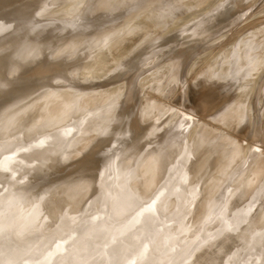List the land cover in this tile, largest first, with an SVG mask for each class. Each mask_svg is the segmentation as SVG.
Instances as JSON below:
<instances>
[{"label": "rangeland", "instance_id": "rangeland-1", "mask_svg": "<svg viewBox=\"0 0 264 264\" xmlns=\"http://www.w3.org/2000/svg\"><path fill=\"white\" fill-rule=\"evenodd\" d=\"M61 1L63 2L64 0H61ZM61 1L52 0V2L57 3L55 5L56 6L55 8L58 11L57 13V11L54 9L55 11L54 13L55 15L53 16L54 18L53 17L51 19L45 18L46 20H44V23L40 21L38 23L35 22L37 24L33 27L27 26L26 25L27 23L25 22L24 24L15 26L14 29L12 28L13 26L10 24L8 20L4 24H9L10 27L8 28V30H6V32L4 31L0 33V40H4L10 33L13 34L15 31L19 30L17 33H14L10 39L8 40L6 39L3 41V44L5 43L14 44V46L10 50H8V52H5L3 50L2 43L0 44V52H4V55L0 53V67L3 65V69H4L5 57L8 58L10 54H12V57H15L17 60V64H14V63L11 64L10 68L5 69L3 75L0 74V108H1L0 109V130L2 131V132L0 131L1 135L3 134V131H5L2 129L4 128L7 129L6 130L7 132L5 131L2 138L0 137V141H2L0 142V196L1 194L4 193L2 192V190H4L5 192L7 191L10 192V190L14 191V193L16 192L15 195L12 193H6L4 196L0 197V202H3L0 204V224H2V222L6 220H10L11 218H13L16 226L21 225L23 222H26L27 218H30L31 216L35 214V212L37 211V208H39L43 203L46 202L45 199L48 196V194L64 186L62 187L60 193L56 194V198L52 202V204L53 203L54 204L53 205L51 204L53 208H56L57 210H61L60 214L59 215H49V217L51 218V223L47 224V227H46L47 229L45 228L43 230L42 228L41 223L43 219L45 218V217H42V218H39L34 224L33 231L26 237L16 240V243H14L12 247H8V243H7L8 241L6 238L0 237V264H14V263L24 264L25 263L24 260L27 257L25 256L23 258H20V257L16 258L17 254L19 253L18 251L22 247H25L26 245L31 244L37 239L40 240V243L32 247L31 259L28 261L27 264H141V263L142 264H250V263L251 264H264V95H263L264 93V73L262 72L264 70L263 68L264 67V63H263L264 47L258 50L259 52L257 51L256 53L254 51L252 53L250 49L247 50L249 52L245 51V46L248 45L247 47H249L251 46V42L254 43L253 39L255 40L256 38L255 43L257 42V38H259L258 39V42H259V40L261 39L260 37H262L260 42L264 41V35H263L264 34V28H263L264 27V0H247V1L239 0L236 4V9L233 10L232 14L230 15V17H228L224 25H222L220 28H217V29H214V28L216 27V25H218L219 20H222L223 18H225L224 13H225L226 8L229 5L232 6L236 0H208V1L206 0L207 2L203 6H199L200 8L199 7L196 8V6L193 4L195 2H198V0H185L186 4L181 6V8H179V11L174 21L170 23L169 22L166 23L165 26H163L162 18L166 17V15L165 13H162L160 11L161 9L160 3H159L160 0H156V1L155 0H145L144 4L146 5L140 8L134 14H133V9L134 7H136L137 4L136 3L126 4L127 0H121V1L119 0L121 3L123 2L122 3L123 5H124V1H126L125 5L124 6L121 5V7L119 6V4L121 3L118 0H113L116 3L118 2V4H116V7L118 5L119 8L117 7L116 9L114 7L115 9H109V10L100 9L101 5L97 4L98 5L97 6L95 4L99 2L98 0L96 2L92 0V4L90 3L91 5L89 4L90 5L89 7L87 5V1L86 3H84V0L81 1L83 2L82 5L84 4L83 6L80 5L81 4L80 0H75L73 4H72L73 1H68L66 3L64 2L62 3ZM68 3H70L69 5L71 6L73 5L74 8L76 9H74L73 7H69ZM93 3H94V6H93ZM43 4H48V1L41 0L39 2V5H43ZM36 5H38V2L33 3L31 7L36 6ZM76 6L78 7V9L80 8L79 10H81L82 8L83 9L81 11L78 10L79 11L78 12ZM95 6H97L98 9ZM187 6H188V9H187ZM64 7L65 8L68 7V9H65ZM92 7L94 10L97 9V11H95L96 13L93 12ZM12 8L13 6H9L7 8H1L0 17H3V18L6 17L7 14L12 11ZM66 10L68 13H66ZM88 10H89V13H87ZM90 11L93 12V14L91 13L90 15ZM74 12H75V15L77 16L74 15ZM87 14L88 16H86ZM72 15H74V17ZM83 15L85 16L84 21L82 20V17H84ZM99 15H103L104 17L99 19L98 17H101ZM143 15H144V19H142ZM92 17L93 18L95 17V18L93 19ZM96 17L99 19V21H97ZM140 17L142 18L140 19ZM32 18L33 17L31 18L29 17V20H31ZM69 18H71L70 20H72V18H77V20L75 21L78 22L81 20L80 22L81 24L78 23L79 26L76 24L75 28L76 27L77 28L74 29L72 25L70 24H68L69 26L67 25ZM91 18L94 20L92 23L90 22V20H92ZM56 19L57 20L59 19V20L57 21ZM104 20H106V22ZM140 20H143V21H140ZM146 21H147V24H146ZM203 21L205 22L202 23ZM180 23H181V28H184V30L180 31L179 34H177V37H178L177 42L170 43L169 45H166V47H164L165 46L164 44H160L159 46L151 49L145 54H141V53L138 54V52H140L141 50L152 46L155 42L156 36L157 38H159L163 36V34L166 35L167 33H168L167 34L168 36L166 35L167 38L173 36L174 35L173 32L171 33V30H173L172 27H174L175 29L176 25ZM63 24H66V25H63ZM136 24H138V26H135ZM101 26H103V28ZM138 27L139 29H136ZM149 28L151 31L149 30ZM163 30L164 32H162ZM186 30H190V31L188 33L181 35L182 32ZM254 30L257 32L259 31V32L256 33ZM83 31L85 33L87 32V34L93 35L92 36L93 38L94 37L102 38L104 41L102 48L101 46H98L97 49L87 48L85 50L83 48L82 50L79 47L80 46L79 43H81V41L83 40L82 35L85 34ZM129 33H131V35ZM133 33L135 34L137 33V35L135 36V34L133 35ZM231 33L232 35H230ZM247 35H248V38H247ZM33 36L37 38H34ZM175 38L176 37L174 35V37L171 40ZM78 40H80V42H77ZM217 40L219 42H215ZM74 41L76 44H73L71 47H69L70 44L74 43ZM168 41H170V39ZM243 41L244 43H241ZM36 43L38 44L35 45ZM47 44L48 46H45ZM26 46L27 48H25ZM65 46L68 48L65 49ZM77 46L79 49H77ZM232 46H236V49L239 48V51L243 50L241 51L243 54L239 52L236 56V51L238 52V49L236 50L234 47H233L234 49H232ZM37 47H40L38 48L40 51L37 50ZM60 47L63 49H60ZM41 48L44 49V51ZM69 48L72 51V53L69 50ZM163 48L165 52L172 50L174 54L172 53V56H169L168 58H164L163 60L162 59L159 60L158 58L163 53V51H161L163 50ZM24 49L27 50V55H29L30 57L27 56L26 53H24L26 52L24 51ZM99 49H100V52H98ZM110 49L112 52H110ZM34 50L35 52H33ZM45 50H47L48 52H45ZM19 51L21 52V55L19 54L20 53ZM66 51L67 53H70V54L69 55L67 53L65 54L64 52ZM122 51L125 53H123ZM225 52H226V56L223 55ZM54 54L58 55V56L55 55V57H57L58 60L55 59ZM175 54L179 56H183V59H184L183 68L180 73L181 74L180 82L177 79L178 78L177 77L178 75L177 65L175 66L173 65L171 66L172 68L168 70L169 73L167 72V74L165 75L166 77L164 76V78L162 77L158 78V80H155V81H154V78H151L152 80L149 79L143 83L144 85L142 86V89L146 88V90H142L143 91L142 97L140 96V98H141V101L143 99L144 104H147L145 105V108L148 106V108L146 109L148 110V112H151V113H149L150 115L148 114V116H146L145 114V116L142 117L143 118L142 121H144V119L147 120L148 118V121L146 120L144 121V123L146 124L145 125L146 127L144 128L142 136L148 137V138L150 137L148 140H151V138L155 136L153 134L157 132V135H158L157 140L156 138H153L151 141L152 144L148 146V147H152V146L155 147L156 145H158V141H160V139L162 138L165 139L167 135L169 136L172 133H176L175 135L176 137L182 131V129H184L185 133L183 137H185V134H186V137L181 140V143H182L181 148L185 147L186 145V149L183 148V150L184 152L186 150V153L189 158L188 160L191 159L192 163L196 165H193L192 168H188L186 171V174L183 173L182 176H179L180 179L179 177L174 179L175 180L174 181L175 185L173 184L174 189L172 187L171 190L165 191L164 187L167 186V184H165L161 187L160 192H157L156 190L155 194H153L152 199H151L150 198L151 196L148 190L154 188V186L159 181L157 180L155 183L150 184L147 180L146 175L143 174L144 172H142V170L144 171V169L145 170L148 169V163L150 162V160H152L151 159L152 157L145 160L146 162H144L145 164L143 163L144 165L137 162V167L135 168V172L132 171L128 173V169L125 171H121L120 163L118 162L119 164L116 163L113 166H111V168L109 166H104V167L102 166L101 168L103 170L99 173V170L101 168H99V170L97 171L95 168L98 166V164L100 165L101 160L104 157H107L108 155H110L114 149L112 150L104 149V151H101V149H96V148H99L98 144L102 140H104V136H102V134L104 133L106 134L108 133V131L112 129L113 124L111 125V123H108V122H110L112 119L116 117L118 110H120V108L121 110H123V108L131 109L139 102V97L137 98L136 96L137 94H132V95L130 94V89L133 90L132 89L133 86L131 87V85L134 84L136 78L139 77L138 82L140 84L141 82L144 81L148 73L150 74L162 67L167 66L168 64H171L175 60L173 56ZM209 54L210 55L212 54L211 56L213 57L211 58ZM247 54L248 55L250 54L249 56L251 57V59L253 58V56L255 57L254 59H256V55H258V57L260 56L258 60L259 62L257 61L256 65L252 66V68L250 67L248 71L249 74L246 77V79L249 78L248 81H246V79L244 80V78L242 77V72H243L242 66L243 65L242 66L238 65L243 58H248L250 60V57L249 56L247 57ZM259 54H262V55H259ZM61 55H64V56H61ZM65 55H67L69 58ZM204 55H206L207 57L206 58L207 61L205 60V62L203 61V59L205 58ZM26 56L28 57V59ZM37 56H39L40 58H38ZM48 56L49 58H47ZM73 56L74 57L76 56V57L73 59ZM230 56H232L231 58H233V59L230 58L231 62L234 60L232 62L233 64L235 63L234 66L230 62V59H229ZM233 56H235L236 60L234 59ZM58 57H61V58H58ZM221 57L223 58V60L221 59ZM41 58H45L48 62L57 63L58 73L61 72V74L51 75L47 77L46 79L49 80L47 82H46V79L39 82L38 74H32L31 76H28V73L30 72L29 71L30 69L28 67L32 64L35 65V63H37L40 60H43ZM51 58H53V60H50ZM23 59H27V60L24 61ZM219 59H221L220 60L221 62L219 61L220 65L218 64ZM145 60L148 62H145ZM153 60L154 62H151ZM213 61H214V64H212ZM222 61L223 62L225 61V63H223ZM227 61L230 62V63L228 62L229 67L226 64ZM236 62H237V66H236ZM141 63L143 64L142 66H141ZM147 63L149 65H147ZM126 64L131 65V66L123 74L121 73L111 74L113 72H116L121 66L123 65L126 66ZM207 64L208 65L211 64L212 66L210 65L207 67ZM260 64L263 66H260ZM221 65H223L224 68L221 67ZM198 66L201 70L197 69ZM190 67H191V70H190ZM215 67H218V68H215ZM225 67L227 70H223L225 69ZM239 67L241 70L239 69ZM114 68L116 69L114 70ZM193 68L194 70L196 69L198 71L196 70L194 71ZM203 69L206 71V73L210 69L211 70L207 74H204L205 71H203ZM80 71L82 72L80 73ZM175 71H176V74H175ZM189 71L191 72L190 73L191 75L188 73ZM211 71H214V73L212 72L211 74ZM195 72L196 74L197 72L199 73L197 74L198 76L195 74ZM218 72L220 73L218 92L212 93L209 95V91L211 88L210 85L214 84L215 82L214 80L216 77L215 74H217ZM230 72L231 74L235 72L233 80H235V83H237V85L234 88L231 84H227L226 82L227 79L224 78V77H231ZM225 73L227 76H225ZM77 74H78V77L80 76L79 78L81 79V81L79 82L75 78L77 77ZM107 75L108 77H106ZM209 75L212 77H209ZM53 76L55 79L54 78L52 79ZM193 76H195L196 82ZM68 77L71 78L70 82H73L74 84L78 82L76 86H70V87L68 86L70 85V83L67 82ZM96 77L98 80L96 79ZM174 77L175 78L177 77V78L174 79ZM189 78L191 80L190 81L191 87L189 86L190 84ZM50 79H52L53 81H50ZM168 79L176 80V82L173 80L176 85L173 86L174 82L169 81ZM200 79H202V81ZM223 79L225 80L223 81ZM125 80H127L129 84L126 86L124 90L121 91V94L120 93L118 94L122 96H118V95L110 96L109 94L108 96L107 94H102L101 92H98V95L100 93V95L98 96L97 93L94 92V90H101V89L105 90V89L111 88L117 84H120L121 82ZM220 80L223 84H221ZM166 81L172 82V83L168 82V84H170L168 85L169 87L165 85L167 84ZM52 82L55 84H53ZM153 82L154 84H152ZM244 82L247 85H244ZM197 83H199L198 86H197ZM99 84H101V86ZM148 85L154 88L152 89ZM240 85H241V88H240ZM78 86L82 88L81 91L79 90ZM147 86L148 88H151L152 90L148 89ZM176 86L177 87L179 86L178 89ZM174 87H176V90H175L176 93L173 92L175 89ZM169 88H170V91L168 92L169 93L168 94L166 93V90L168 91ZM194 88L197 89L198 91H201L200 92L201 95H199L200 93L195 92V94L192 97L193 93L191 92L194 91ZM147 89L148 91L149 90L150 91L148 92ZM91 91L94 93H92ZM151 91L152 92L154 91L155 93L154 92L152 93ZM161 91L163 92L161 93ZM236 92H238L239 94ZM134 93H136V91H134ZM158 93H161V95ZM180 93L185 94L186 96L188 95V97L191 96L193 100L195 99L196 95H199V96H196L197 97L196 100L197 99L198 100L197 101L194 100L196 103L194 101L193 102L196 104V107L199 108L196 114H199V112H202L200 117L195 121V123L189 122V121L187 122L185 121V119L182 120V118L179 117V115H176V113L179 112L178 106L176 105L177 107L175 106V109H173V112L170 115V119H169L170 122L171 120L172 121L175 120L173 124L171 123V125L169 124L166 126L162 125L168 122L167 120L168 117L164 119L162 122H160L159 125L156 124L154 120L161 117V113L164 116L168 110L170 111L173 103H175V101H177V99L180 97L179 95ZM241 93L242 95H240ZM27 94H30V95L28 96ZM32 94H33V97H32ZM94 94L97 96L95 97ZM170 94H172L173 96ZM89 95H91L90 97H93L94 99L90 98ZM157 95H159V97ZM5 96H9V99H12V100L16 99L15 101H13L14 102L13 107H10L11 103L8 105L4 104L5 106L2 105ZM25 96H27L28 98ZM84 96L86 97V99ZM150 96L156 97V98H154L153 100V98L151 99ZM165 96H167L166 97L167 99H169L168 96L171 97L169 99L170 100L169 103H167L168 100L165 98ZM87 97L91 101L92 100L93 102L95 101L94 104L93 102L88 100ZM106 97H110L111 101H110V98H106ZM115 97H116V100L114 99ZM160 97L161 99H164V100L166 99L167 101L164 102V100L159 99ZM54 98H55V101L56 99L58 101V104L55 105L57 107L54 106V104L57 102L53 101L52 103L51 101L52 99L54 100ZM82 98L84 99L79 100ZM117 98L119 99L120 102L117 100ZM145 98L147 101L144 100ZM172 98H175V99H172ZM240 98L241 99L243 98V100H240ZM67 99L71 101L73 100L74 103L78 101L80 102L82 101L81 103L79 102V104H81L80 106L77 105L78 103H75L77 105L75 109L77 108L79 111H77V109L76 110L74 109V106H73L74 104H72L73 101L69 102L68 100L67 102L69 104L67 103L68 104L67 107L65 106L67 104H64L63 106H61L62 104L61 105L59 104V103H62L63 101H64L63 103H65V100ZM112 99L115 102L117 101L116 103L117 105L116 104L112 105L114 103V101L112 102ZM59 100H62V102L61 101L59 102ZM87 100L89 101L88 103H87ZM37 101L39 103H36ZM104 101L105 103L106 102H108L109 104L111 103L110 104L111 106H116V107L110 108L109 104L107 105L103 103ZM157 101H158V104H160V107L158 106ZM152 102H155L156 104ZM32 103L34 104L31 106ZM49 103H51L52 106L50 105L51 110L47 111V109L49 110ZM234 103L237 106H235ZM44 104H47L48 107L45 106ZM164 104L165 105L167 104L168 106L166 105L167 107H165ZM225 104L228 106L226 107ZM70 105L74 110L70 107ZM105 105L107 106V108L108 107L110 108V109L108 108L109 111H107L108 109L106 108ZM82 106H84V108ZM204 106H205V109L203 108ZM232 106L234 109L236 108L240 109L242 107V109H240L242 112L241 111L240 112L241 113L244 112V113L242 114V117H241V120H242L241 123L242 124L245 123V124L239 125L241 129L240 131L236 132L235 136H233V138L236 139L232 141L234 143L232 142L229 143L227 145L228 147L226 148V150L223 149L222 151V148H221L222 139L220 136L221 133L219 132L220 134L219 136H217L216 135L217 133L216 132L213 133L214 130H211L210 128L209 130H205V129L203 130V126L207 122V121H204L205 120L204 118L208 120L211 117L210 120L208 121H213L215 119L214 117L215 113H218L219 111L220 113L219 117H220L221 113L223 115L228 109L229 110L230 108L233 109ZM42 107H45V108H42ZM98 107L100 110L98 109ZM154 107H155V110H154ZM32 108H35L34 111L32 110ZM65 108L66 109L68 108V110L70 109L69 112L71 116H69V112ZM41 109H43L42 111H44L45 109V111L47 112V113L45 112L46 116L43 114L44 112H42V115L44 116V119H43L44 122H42V124L47 125V123L49 124L50 122H53V120L54 121L56 120L54 124L52 123L53 125H55L56 123L58 124L53 126L50 123L49 124L50 126L48 125L49 127L45 126L46 128H44V125L41 124V120L43 116H39L40 118H38V115H39L38 111H41ZM82 109H85V110H82ZM104 109H105V112L107 111L109 113L107 114L106 112L108 116L112 115L110 116L112 118L109 117L110 119L108 120L107 119L108 116L105 114V116H107V118L106 117L105 118L108 121L107 120L103 121V116L101 114H104ZM246 109L249 114L247 113L246 115H244L247 112ZM29 110H31L32 114L34 115L29 114L31 113ZM59 110L61 113H64V112L65 113L61 114ZM191 110L193 111V106L187 109V103H186L185 105L182 106L181 116L183 117L186 114L187 115L190 114V112H192ZM56 111L57 113H59V114L54 113V115L56 114L57 118L54 117L53 115V112H56ZM75 111L78 114L75 113ZM86 111H90V112L88 113ZM72 112L74 113L72 114ZM79 112L80 113L82 112L81 114L82 116L80 117L81 118L80 120H79V116H80ZM92 112H95V114L93 115ZM86 113L88 116L86 115ZM15 114L16 116H14ZM137 114L138 112L133 113L132 115H130L129 118L125 120V122H127L129 125L128 128L130 129L132 128L131 129L132 135L134 134L136 130L134 127L135 125H137V122H136L137 117H138ZM177 114H180V113H177ZM12 115H13V118H12ZM48 115L52 117V118L50 117L51 121L50 119H48L49 118ZM60 115L61 116L64 115V116L61 117ZM76 115H78V117ZM65 116L66 117L69 116V117L67 119L63 118ZM75 116L78 118L79 121H77V118ZM24 118L27 119V123L29 122L31 124L33 123L35 127L33 125L31 126V124L25 123L24 121L26 120ZM35 118H38V119H35ZM69 118H71V120ZM47 119L49 120V122ZM97 119H98V122H95L94 120L97 121ZM35 120L36 121L38 120L39 122L37 121L38 123H36ZM58 120L62 121V122L60 121L61 124L58 122ZM66 120H69V122ZM102 121L104 125H106L105 127L104 125L102 127V125L99 124ZM200 121H203V123ZM229 121H230V118H229ZM92 122H95L94 125L91 124ZM3 123L7 124V126L4 125ZM34 123H36V125ZM38 124L41 126V128H38L40 127L38 126ZM25 125L29 126L28 128L32 127L34 130L31 128L30 130L32 131H29L27 126L25 128ZM77 125H81L82 128L85 127V131L78 138L74 149H72L70 156L68 157L69 160L64 162L61 166H59L57 170L52 169L50 162L48 161V159H45V158L51 157L50 155L53 156L55 153H57V151H59V149L63 147L62 144L64 145L66 141V139H64L66 138V136L63 134L68 129L70 128L72 129ZM107 125H108V128H107ZM234 125L235 124H233V126ZM1 126H4V128H1ZM99 126L101 129L99 128ZM102 128L103 130H105V132L102 131ZM176 128L177 130H175ZM16 129H17L16 131L17 133L15 132L16 134L10 133L11 131L12 132L15 131ZM194 131L195 132L198 131L201 135H199L198 132H197L198 134L195 133ZM202 131L206 132V133L203 132V134H205L206 136L205 135L203 136ZM101 132L102 134L99 135ZM196 135H199V139H198L199 142L200 140H202L206 142V143L204 142L205 144H207L205 145V147H201L202 148L201 151H205V149L207 150L208 146H210L209 148L218 147V150H219L218 162L222 161L219 163H223V165L224 164L226 165L222 166L221 164V166H219L220 164H218L217 167H214V169L216 170L214 171L213 167H211L208 164L207 167L201 170V172L200 171L198 172L199 166L197 164L199 162H201L205 158V159H208L209 162L211 163L213 162L214 159L217 158V156L211 155L213 156L212 158L211 156H208L206 158L203 155L204 157L203 158L201 155L202 152L200 154L199 153L194 154L195 156H193L192 150H194L196 148L195 146H197L196 142H197L198 136ZM216 136L218 137L219 141H217ZM99 137H103V138H99ZM258 140H260V143L257 144ZM89 142L91 143V145L89 144ZM102 142H105V141H102ZM102 142L100 144H102ZM210 144H212V146ZM219 145H221V147ZM88 146L89 148H87ZM33 147L38 148L39 152L43 153L45 158H40V159L37 158L36 160H33V161L31 160L30 164L34 165V166H31L28 164V162H26L28 160L25 159L26 157L25 151ZM15 148H18V149H15ZM89 149H92V151L89 152V154L86 156L83 153H80L81 151L85 153L86 150H89ZM229 149L235 151L233 153V157L229 155L228 153ZM15 150H18L19 152L15 154L14 153ZM102 150H103V147H102ZM123 154L124 153L120 155H123ZM120 155L116 157L114 156L111 162L113 160H116L117 158H120L121 157ZM162 156H163L162 162H167V160L173 157V154H172V151L171 152L169 151V153L168 152L163 153ZM192 156L195 159H193ZM229 156L231 157V159ZM99 158H102V159L100 160ZM97 159H99L100 161ZM89 160L91 161V163L86 164L87 161ZM10 162H15L14 164H16L13 168L15 170L14 172H9L5 169V166L9 164ZM93 162H96V163H93ZM228 165H230V167L226 168ZM93 166L94 168L92 169ZM197 166H198V169L195 172L196 170L195 167L197 168ZM141 167L142 169H140L141 171L140 172L138 168H141ZM220 167L223 168V170L218 169ZM209 168L211 169L209 170ZM87 169L88 170L90 169L89 171H93V172H89L87 171ZM64 170L66 171L64 172ZM17 171H23V172H17ZM33 171L38 172L40 174L49 173L46 179V183L50 185L48 186V188H46L44 191H42L40 194L34 197L31 195L29 196L28 195L29 193H27L32 180L30 178L28 179L27 178L28 175L26 174V172H33ZM15 172L17 173L14 174ZM138 172H140V174ZM158 172H157V175L158 177H160ZM108 174L112 176L113 178L112 177L109 178L110 176H107ZM140 175L142 176L143 179L140 178L141 177ZM188 175L190 177H187ZM101 176H103L104 178L101 184L103 188L100 186V188L98 189V191H100L101 193L98 192L95 189V187H93L94 192L90 194L89 197L87 196L82 200H78V198H76V196L86 188L85 187L86 183L84 182L85 184L81 185L77 190L73 191L71 190V185H73L71 183L73 182L72 178L75 177V179L77 180L85 179L88 181L89 179L93 180ZM121 176H122V180H124L123 182L125 183L128 182L127 180L128 177L132 176L131 178L132 182H130L129 187H127L126 190H123V192L121 191L118 192L117 184ZM67 177H72L70 178L71 179L70 182L68 179H66ZM33 178L35 181L36 177L33 176ZM107 178L109 180H107ZM16 180L18 181L16 182ZM13 181L16 183L11 184L13 183ZM176 181L178 184L175 183ZM182 183L183 185H181ZM198 184L200 187L198 186ZM204 185L205 186L207 185V186L205 187ZM104 188H105V191L107 192L104 191ZM132 188L134 190L136 189L135 192L139 191V193L138 192L135 193ZM37 189L38 188H36V190ZM72 191L75 194V196L72 194ZM104 192L109 193L108 194L109 197L106 194L103 195ZM135 194L138 197H135ZM145 194L146 196L148 194V196L146 197ZM60 196H64V197H60ZM13 197H15L18 200V205H13L11 203V200ZM136 198L139 200H135ZM154 199L155 201H153ZM219 199H220V203H218ZM142 200H144L145 202ZM150 201L153 203L151 204ZM104 202L106 204H104ZM95 203H97L98 205H96ZM125 205L128 206L130 209H127L128 207L123 208ZM93 206L94 208L92 209ZM106 206L108 208H106ZM117 206H120V208L122 207L123 211H121L119 207L117 208ZM223 206L225 208L224 212L222 209ZM66 207H73L74 211H71L65 214L61 213L63 212V209ZM114 207L115 209L116 208L117 209L112 210L114 209ZM104 208L105 210H103ZM136 208L138 209V211L136 210ZM98 210L100 211L98 212ZM130 210L131 212H129ZM128 212L130 213L131 219L128 218L129 216L127 217V215H129ZM133 212L137 213V214H133L134 218L132 217ZM140 214L143 216H141ZM25 216L27 217L26 219L24 218ZM68 218H70L69 222H67ZM125 218L128 219V222ZM116 219L117 221L121 220L122 222H124L123 220H125L126 223L124 222V224L123 223L121 224V221L117 222L115 221ZM130 221L132 222V224L128 225ZM112 222L114 224H110ZM9 226L11 225L9 224H4V226L0 225V229L8 231V229L10 228ZM124 227L126 228L124 229ZM166 238H167V241H165Z\"/></svg>", "mask_w": 264, "mask_h": 264}, {"label": "bare ground", "instance_id": "bare-ground-1", "mask_svg": "<svg viewBox=\"0 0 264 264\" xmlns=\"http://www.w3.org/2000/svg\"><path fill=\"white\" fill-rule=\"evenodd\" d=\"M41 0H0V9L1 8H7V7H9V6H13V8H12V11L10 12V13H8L7 14V16L6 17H0V19H1V21H0V33L1 32H6V30H8V28L10 27L9 26V24H4L5 22H7L8 20H9V22H10V24L13 26L12 28L14 29L15 28V26H19V25H21V24H24L25 22L27 23L26 25L27 26H31V27H33V26H35L39 21L40 22H43L44 23V20H46L45 18H52L55 14V11H54V9L56 10V4L58 3L57 1V3L56 2H52V0H47L48 1V4H43V5H39V2H40ZM50 1H51V3H50ZM61 1V0H60ZM68 1H73L72 2V4L74 3V1L75 0H64L63 2L64 3H66V2H68ZM82 0H80V2H81ZM86 1H87V5H88V7L92 4V0H91V2H90V0H84V3H86ZM95 2L97 1V0H94ZM99 2H97V3H95L96 5L98 4V5H101L100 6V9H102V10H105V9H117V7H118V5H117V7H116V4H118V2L116 3L115 1H113V0H98ZM119 1V0H118ZM121 1V0H120ZM119 1V2H120ZM156 1V0H155ZM208 1V0H207ZM206 0L204 1V0H198V2H195V3H193L195 6H196V8L197 7H199V6H203L206 2H207ZM239 0H236L235 1V3L231 6V5H229L227 8H226V10H225V13H224V16H225V18H223L222 20H219V23H218V25H216V27L214 28V29H217V28H220L222 25H224V23L226 22V20L228 19V17H230V15L232 14V12H233V10L234 9H236V4H237V2H238ZM247 1V0H246ZM38 2V5H36V6H33V7H31L32 5H33V3H37ZM46 2V1H45ZM62 2V1H61ZM62 2V3H63ZM77 2V1H76ZM125 2L126 1H124V5H125ZM158 2V1H157ZM62 3H60V4H62ZM82 3L83 2H81V4L80 5H82ZM91 3V4H90ZM100 3V4H99ZM121 3V2H120ZM123 3V2H122ZM119 4V6L121 7V5H123V4ZM128 3H130V4H133V3H136L137 5H136V7H134V9H133V14L134 13H136L140 8H142L143 6H145L146 4H144L145 3V0H127V2H126V4H128ZM159 3H160V6H161V9H160V11L162 12V13H165V15H166V17H163L162 19V21H163V26H165L166 25V23H170V22H173L174 21V19L176 18V16H177V13H178V11H179V8H181V6H183V5H185L186 3H185V0H160L159 1ZM32 4V5H31ZM59 4V3H58ZM70 3H68V5H69ZM77 4V3H76ZM75 4V5H76ZM90 4V5H89ZM192 4V3H191ZM229 4V3H228ZM65 5V4H64ZM78 5V4H77ZM84 5V4H83ZM82 5V6H83ZM97 5V6H98ZM123 5V6H124ZM194 5H193V7H194ZM58 6V5H57ZM67 6V5H66ZM81 6V7H82ZM93 6H94V3H93ZM97 6H95L96 8H97ZM190 6V5H189ZM59 7V6H58ZM69 7H73L74 8V6L72 5H69ZM77 7V6H76ZM88 7H87V9H88ZM115 7V8H114ZM186 7V6H185ZM192 7V8H193ZM65 8V7H64ZM73 8H72V10H73ZM85 8V7H84ZM95 8V9H96ZM119 8V7H118ZM191 8V9H192ZM200 8V7H199ZM59 9V8H58ZM65 9H68V7L67 8H65ZM70 9V8H69ZM74 9H76V8H74ZM80 9V8H79ZM78 9V7H77V11L79 10ZM83 9V8H82ZM81 9V10H82ZM87 9H86V11H87ZM98 9V8H97ZM97 9L96 10H94L93 9V7H92V10H93V12H95V11H97ZM151 9V8H150ZM187 9H188V6H187ZM81 10H79V11H81ZM90 10H91V8H90ZM107 10V11H108ZM57 11V10H56ZM61 11H62V9H61ZM69 11V10H68ZM78 11V12H79ZM85 11V12H86ZM70 12V11H69ZM84 12V13H85ZM93 12H91L90 11V15H91V13L93 14ZM210 12V11H209ZM57 13H58V11H57ZM60 13V12H59ZM66 13H68L67 12V10H66ZM72 13V12H71ZM87 13H89V10H88V12ZM96 13V12H95ZM98 13V12H97ZM86 14V13H85ZM71 15V14H70ZM74 15H75V12H74ZM74 15H72L73 17H74ZM95 15V14H94ZM105 15H106V13H105ZM148 15V14H147ZM57 16V15H56ZM56 16H55V18H56ZM75 16H77V15H75ZM84 16V15H83ZM86 16H88V14L86 15ZM99 16H101V17H98L99 19L100 18H102V17H104L103 15H99ZM150 16H151V14H150ZM160 16V15H159ZM168 16V17H167ZM29 17L31 18V17H33L31 20H29ZM143 17V18H142ZM142 17H140V19L142 18V19H144V15L142 16ZM154 17H155V15H154ZM54 18V17H53ZM93 18V17H92ZM91 18V19H92ZM95 18V17H94ZM93 18V19H94ZM97 17H96V19H97V21H99V19H98ZM148 18V17H147ZM67 19H68V17H67ZM71 18H69V21L67 22V25L68 24H70V25H72L73 27H74V29H76L75 28V25L77 24L78 25V23L79 24H81L80 22H81V20L80 21H78V22H76L75 20H77V18H72V20H70ZM84 19H85V16L84 17H82V20L84 21ZM87 19V18H86ZM88 19H90V18H88ZM90 20V22L92 23L94 20ZM95 19V20H96ZM137 19V18H136ZM145 19H146V17H145ZM199 19V18H198ZM48 20V19H47ZM57 20V19H56ZM59 20V19H58ZM57 20V21H58ZM64 20H66V19H64ZM105 22H106V20H104ZM103 21V22H104ZM140 21H143V20H140ZM139 21V22H140ZM145 21V20H144ZM35 22H37V23H35ZM46 22V21H45ZM64 22V21H63ZM62 22V23H63ZM74 22H76V23H74ZM101 22V21H100ZM102 22V23H103ZM104 22V23H105ZM154 22V21H153ZM205 21H203L202 23H204ZM47 23V22H46ZM95 23H96V21H95ZM149 23V22H148ZM139 24V23H138ZM138 24H136L135 26H138ZM146 24H147V21H146ZM150 24V23H149ZM148 24V25H149ZM186 24V23H185ZM63 25H66V24H63ZM99 25H101V24H99ZM162 25V24H161ZM188 25V24H187ZM69 26V25H68ZM79 26V25H78ZM134 26V25H133ZM134 26V27H135ZM142 26V25H141ZM146 26V25H145ZM151 26V25H150ZM71 27V26H70ZM102 28H103V26H101ZM131 27V26H130ZM129 27V28H130ZM152 27V26H151ZM183 27H185V26H183ZM171 28V27H170ZM170 28H168V29H170ZM173 28V30H171V33L173 32V34L175 35V39H173V40H171L173 37H174V35L173 36H171V37H168L167 38V36L166 35H164L163 34V36H161V37H159V38H157V36H156V39H155V42H154V44L152 45V46H150L149 48H146V49H143V50H141L140 52H138V54L139 53H141V54H145V53H147L148 51H150L151 49H153V48H155V47H157V46H159L160 44H164L165 46L164 47H166V45H169L170 43H175V42H177L178 41V37H177V34H179V32L180 31H182V30H184V28H181V23L180 24H178V25H176V28L174 29V27H172ZM264 28V27H263ZM262 28V29H263ZM136 29H139V27L138 28H136ZM154 29V28H153ZM152 29V30H153ZM213 29V30H214ZM16 30V29H15ZM128 30V29H127ZM126 30V31H127ZM132 30H133V28H132ZM142 30V29H141ZM149 30H150V28H149ZM19 31V30H18ZM18 31H15L14 33H17ZM21 31V30H20ZM125 31V32H126ZM129 31V30H128ZM146 31V30H145ZM151 31V30H150ZM166 31V30H165ZM190 30H186V31H183L182 32V34L181 35H183V34H185V33H188ZM255 31V30H254ZM67 32V31H66ZM84 32V31H83ZM131 32V31H130ZM142 32V31H141ZM162 32H164V30L162 31ZM256 33H258L257 31H255ZM13 33V34H14ZM85 33V32H84ZM139 33V32H138ZM156 33V32H155ZM159 33V32H158ZM170 33V32H169ZM206 33H207V31H206ZM251 33H252V31H251ZM13 34L12 33H10L4 40H8V39H10L12 36H13ZM43 34H45V33H43ZM130 35H131V33H129ZM135 33H133V35H134ZM157 34V33H156ZM248 34V33H247ZM21 35V34H20ZM25 35H27V34H25ZM34 35V34H33ZM119 35H121V34H119ZM137 35V33L135 34V36ZM141 35V34H140ZM151 35V34H150ZM160 35V34H159ZM230 35H232V33L230 34ZM249 35V34H248ZM248 35H247V38H248ZM262 35V34H261ZM264 35V34H263ZM262 35V36H263ZM29 36V35H28ZM35 36V35H34ZM33 36V37H34ZM80 36H81V34H80ZM83 36V40L81 41V43H79L80 44V48L83 50V48L86 50L87 48H95V49H97V47L98 46H101V48H102V46H103V39L102 38H97V37H92L93 35H90V34H87V32L84 34V35H82ZM179 36V35H178ZM251 36V35H250ZM255 36V35H254ZM260 36V35H259ZM259 36H257V37H259ZM225 37V36H224ZM253 37V36H252ZM251 37V38H252ZM34 38H37V37H34ZM73 38V37H72ZM136 38V37H135ZM145 38H146V36H145ZM261 39H262V37H260ZM17 39V38H16ZM119 39H121V38H119ZM118 39V40H119ZM130 39V38H129ZM170 39V41H168ZM258 39L259 38H257V42H258ZM260 39V40H261ZM4 40H0V41H2V42H0V44L2 43V46H3V50L5 51V52H8V50H10L13 46H14V44H10V43H5V44H3V41ZM62 40V39H61ZM65 40V39H64ZM248 40H250V39H248ZM255 40H256V38H255ZM255 40L253 39V41H254V43H252L251 42V46H249V47H247V46H245V51L246 52H249V51H247V50H251L252 51V53H253V51L256 53L258 50H260L261 48H263L264 47V41H261L260 42V40H259V42L257 43H255ZM121 41V40H120ZM141 41V40H140ZM252 41V40H251ZM15 42V41H14ZM17 42V41H16ZM23 42H25V41H23ZM49 42V41H48ZM77 42H80V40H78ZM143 42V41H142ZM215 42H219L218 40L217 41H215ZM214 42V43H215ZM249 42V41H248ZM29 43V42H28ZM50 43V42H49ZM59 43H61V42H59ZM83 43V44H82ZM118 43V42H117ZM122 43V42H121ZM126 43V42H125ZM152 43V42H151ZM166 43V44H165ZM214 43H212V44H214ZM236 43V42H235ZM241 43H244V41L243 42H241ZM30 44V43H29ZM38 43H36L35 45H37ZM42 44H43V42H42ZM41 44V45H42ZM51 44V43H50ZM73 44H76L75 43V41H74V43H72V44H70V46L69 47H71ZM246 44V43H245ZM52 45V44H51ZM51 45H49V46H51ZM114 45H115V43H114ZM117 45H119V44H117ZM135 45V44H134ZM241 45V44H240ZM43 46V45H42ZM45 46H48V44L47 45H45ZM68 46V45H67ZM242 46V45H241ZM34 47V46H33ZM55 47V46H54ZM64 47V46H63ZM236 49V46H232V49H234V48ZM240 47V46H239ZM19 48V47H18ZM17 48V49H18ZM25 48H27V46L25 47ZM35 48V47H34ZM38 48H40V47H37V50H39ZM44 48V47H43ZM68 47H66L65 46V49H67ZM113 48V47H112ZM133 48V47H132ZM230 48V47H229ZM42 49V48H41ZM60 49H63V48H61L60 47ZM77 49H79L78 48V46H77ZM80 49V50H81ZM92 49V50H93ZM218 49V48H217ZM238 49V52L236 51V56H237V54L239 53V52H241V51H243V50H241V51H239V48H237ZM236 49V50H237ZM240 49H242V48H240ZM244 49V48H243ZM29 50V49H28ZM43 51H44V49H42ZM69 50H70V48H69ZM81 50V51H82ZM102 50V49H101ZM229 50V49H228ZM24 51H26V52H24V53H26V55H27V50H25L24 49ZM40 51V50H39ZM65 51V50H64ZM68 51V50H67ZM67 51L66 52H64L65 54L67 53ZM71 51V50H70ZM77 51V50H76ZM97 51V50H96ZM132 51H133V49H132ZM161 51H163V53L159 56V60H163L164 58H168L169 56H172V53H173V51L172 50H169L168 52H165L164 51V48H163V50H161ZM219 51V50H218ZM223 51V50H222ZM231 51H233V50H231ZM264 51V50H263ZM20 52V51H19ZM33 52H35V50L33 51ZM45 52H48L47 50H45ZM50 52V51H49ZM98 52H100V49H99V51ZM110 52H112L111 51V49H110ZM123 52V51H122ZM131 52V51H130ZM235 52V51H234ZM259 52V51H258ZM1 54H3L4 55V52H0ZM71 53H72V51H71ZM123 53H125V52H123ZM127 53V52H126ZM216 53V52H215ZM218 53V52H217ZM228 53H229V51H228ZM242 53V52H241ZM254 53V54H255ZM20 55H21V52L19 53ZM29 54V53H28ZM41 54V53H40ZM42 54H44V53H42ZM62 54V53H61ZM68 55L70 54V53H67ZM137 54V55H138ZM158 54H159V52H158ZM174 54V53H173ZM219 54V53H218ZM220 54H222V53H220ZM243 54V53H242ZM262 54H263V52H262ZM262 54H259V55H262ZM55 55L56 54H54V57H55ZM86 55V54H85ZM118 55V54H117ZM149 55V54H148ZM156 55V54H155ZM210 55V54H209ZM212 55V54H211ZM210 55V56H211ZM214 55V54H213ZM223 55H225L226 56V52L223 54ZM232 55V54H231ZM233 55H235V54H233ZM241 55V54H240ZM239 55V56H240ZM245 55H246V53H245ZM250 55V54H249ZM248 54H247V57L249 56ZM27 56H29V55H27ZM26 56V57H27ZM33 56V55H32ZM45 56V55H44ZM53 56V55H52ZM56 56H58V55H56ZM61 56H64V55H61ZM65 56H67V55H65ZM128 56V55H127ZM135 56H136V54H135ZM174 56V61L171 63V64H168L167 66H165V67H162V68H160V69H158V70H156L155 72H152V73H148V75H146V77H145V79H144V81L143 82H141L140 84H139V82H138V80H139V77H137L136 78V80H135V82H134V84L133 85H131V87L133 86V90H131L130 89V94L132 95V94H137L136 96H137V98L139 97V102L133 107V108H123V110H121V108H120V110H118V112H117V115H116V117L114 118V119H112L110 122H108V123H111V125L113 124V127H112V129L110 130V131H108V133H104V134H102V132L99 134V135H101L102 134V136H104V140H102V141H105V142H102V144H100L99 142V144H98V146H99V148H96V149H101V151H104V149H106V150H112V149H114L113 150V152L110 154V155H108L107 157H104L103 159L102 158H99L100 160H101V163H100V165L98 164V166L95 168L96 169V171L97 170H99V168H101L102 166L104 167V166H109L110 168H111V166H113L114 164H116V163H120V169H121V171H125V170H127L128 169V173H130V172H135V168L137 167V162L138 163H140V164H143L144 162H146L145 160H147V159H149L150 157H152L151 159L152 160H150V162L148 163V169H144V171L142 170V172H144L143 174L144 175H146V177H147V180H148V182L150 183V184H152V183H155L157 180L159 181L155 186H154V188H152V189H150V190H148L149 191V193H150V198L152 199V196H153V194H155V192H156V190H157V192H160V189H161V187L163 186V185H165V184H167V186L166 187H164V190L166 191H168V190H171V188L173 187V184H174V179L175 178H177V177H179V176H182L183 175V173L184 174H186V171H187V169L188 168H192L193 167V165H196V164H193L192 163V161H191V159L190 160H188L189 158H188V155H187V153H186V150H185V152H184V150H183V148L184 149H186V145H185V147H183V148H181V145H182V143H181V140L182 139H184L185 137H186V134H185V137H183V135H184V133H185V131H184V129H182V131L175 137V135H176V133H172V134H170L169 136L167 135L166 137H165V139H160V141H158V145H154L155 147H148V146H150L151 144H152V139L153 138H156V140H157V137H158V135H157V132L156 133H154L153 135H155L154 137H152L151 138V140H148L149 138L148 137H143L142 136V134H143V131H144V128L146 127L145 125V123H144V121L146 120V119H144V121H142V117H144L145 116V114H146V116H148V114L149 113H151V112H148V110L146 109V108H148V106L145 108V105H147V104H144L143 103V99H142V101H141V98H140V96L142 97V90H146V88L145 89H142V86L144 85L143 83L144 82H146L147 80H149V79H151V78H154V81L155 80H158V78H164V76L167 74V72H168V70L170 69V68H172L171 66H175V65H177V70H178V75H177V79H178V81L180 82V73H181V71H182V68H183V64H184V59H183V56H179V55H177V54H175V55H173ZM205 56V58L203 59V61L205 62V60H206V55H204ZM208 56V55H207ZM221 56V55H220ZM229 56V55H228ZM253 56V55H252ZM30 57V56H29ZM38 58H40L41 57V55H40V57L39 56H37ZM36 57V58H37ZM51 57V56H50ZM53 57V58H54ZM68 57V56H67ZM76 57V56H75ZM74 56H73V59L75 58ZM121 57V56H120ZM209 57V56H208ZM213 56H211V58H212ZM223 57V56H222ZM221 57V59L223 60V58ZM232 56H230L229 57V59L231 58ZM234 57V59H235V56H233ZM243 57V56H242ZM245 57V56H244ZM250 57V56H249ZM258 57V55H256V59H254L255 57L253 56V58L251 59V57H250V60L248 59V58H241L242 60H241V62L238 64V65H240V66H242V68H243V72H242V77L244 78V80L246 79V77L248 76V74H249V69H250V67L252 68V66H255L256 65V63H257V61L259 60V57ZM47 58H49V56L47 57ZM53 58H51L50 60H53ZM58 58H61V57H58ZM69 58V57H68ZM134 58V57H133ZM147 58H149V57H147ZM217 58V57H216ZM238 58V57H237ZM264 58V57H263ZM27 59H28V57H27ZM27 59H23L24 61L25 60H27ZM33 59H35V58H33ZM33 59H31V60H33ZM41 59H43V60H40V61H38V59H37V63H35V65H33L32 63V65H28L29 67V73H28V76H31L32 74H38L39 75V82L40 81H43L44 79H46L47 77H49V76H51V75H56V74H61V72H59L58 73V69H57V66H58V64L57 63H53V62H48L45 58H41ZM55 59L56 60H58L57 59V57H55ZM105 59V58H104ZM103 59V60H104ZM119 59H121V58H119ZM123 59V58H122ZM131 59V58H130ZM129 59V60H130ZM221 59H219L218 60V64L220 65V63H219V61L221 60ZM229 59H227V60H229ZM231 59H233V58H231ZM231 59H230V62H231ZM248 59V60H247ZM69 60V59H68ZM215 60V59H214ZM226 60V59H225ZM236 60V59H235ZM240 60V59H239ZM239 60H238V62H239ZM21 61V60H20ZM72 61V60H71ZM102 61V60H101ZM111 61V60H110ZM148 61H149V59H148ZM148 61H146L145 60V62H148ZM207 61V60H206ZM210 61V60H209ZM217 61V60H216ZM234 61V60H233ZM232 61V62H233ZM36 62V61H35ZM103 62V61H102ZM122 62V61H121ZM151 62H154V60L153 61H151ZM158 62V61H157ZM197 62V61H196ZM198 62H199V60H198ZM204 62H202V63H204ZM221 62V61H220ZM223 62V61H222ZM228 62L229 61H227V65H228ZM229 62V63H230ZM231 62V63H232ZM259 62V61H258ZM17 64V60H16V58L15 57H12V54H10L9 55V57L8 58H6L5 57V65H4V69H3V65L0 67V74H4V71H5V69H8V68H10V65L11 64ZM169 63V62H168ZM201 63V62H200ZM207 63V62H206ZM223 63H225V61L223 62ZM263 63H264V61H263ZM20 64V63H19ZM104 64V63H103ZM121 64V63H120ZM166 64V63H165ZM197 64V63H196ZM212 64H214V61H213V63ZM233 64V63H232ZM143 64L141 63V66H142ZM147 65H149L148 63H147ZM195 65V64H194ZM211 65V64H210ZM210 65H208L207 64V67L208 66H210ZM223 65H225V64H223ZM223 65H221V67H223ZM231 65V64H230ZM235 65V63L233 64V66ZM258 65V64H257ZM120 66V65H119ZM131 65H128V64H126V66L125 65H123V66H121L116 72H113V73H111V74H114V73H121V74H123L129 67H130ZM201 66V65H200ZM212 66V65H211ZM215 66H217V65H215ZM236 66H237V62H236ZM259 66V65H258ZM257 66V67H258ZM260 66H263V65H261L260 64ZM17 67V66H16ZM15 67V68H16ZM102 67V66H101ZM109 67V66H108ZM195 67V66H194ZM197 67V66H196ZM206 67V66H205ZM218 67H220V66H218ZM218 67H215V68H218ZM228 67H229V65H228ZM110 68V67H109ZM204 68V67H203ZM210 68V67H209ZM214 68V69H215ZM224 68V67H223ZM222 68V69H223ZM233 68V67H232ZM238 68V67H237ZM264 68V67H263ZM3 69V70H2ZM116 68H114V70H115ZM173 69H174V67H173ZM172 69V70H173ZM176 69V68H175ZM197 69H200L199 68V66H198V68ZM234 69H236V68H234ZM239 69H240V67H239ZM254 69H256V68H254ZM18 70V69H17ZM190 70H191V67H190ZM193 70H194V68H193ZM192 70V71H193ZM196 70V69H195ZM194 70V71H195ZM201 70V69H200ZM208 70V69H207ZM211 70V69H210ZM210 70L208 71V72H210ZM217 70V69H216ZM223 70H227L226 69V67H225V69H223ZM233 70V69H232ZM241 70V69H240ZM240 70H238V71H240ZM259 70V69H258ZM77 71H79V70H77ZM196 71H198V70H196ZM203 71H205L204 69H203ZM218 71H220V70H218ZM237 71V72H238ZM254 71V70H253ZM82 71H80V73H81ZM90 72V71H89ZM172 72V71H171ZM171 72H170V74H171ZM207 72V73H208ZM212 72L214 73V71H211V74H212ZM263 73H264V70L262 71ZM76 73V72H75ZM74 73V74H75ZM78 73V72H77ZM169 73V72H168ZM189 74L191 73L190 71L188 72ZM187 73V74H188ZM194 73V72H193ZM200 73H202V72H200ZM206 73V71L204 72V74H207ZM224 73V72H223ZM229 73V72H228ZM252 73V72H251ZM169 74V75H170ZM175 74H176V71H175ZM188 74V75H189ZM195 74H196V72H195ZM197 74H199L198 72H197ZM196 74V75H197ZM210 74V75H211ZM234 74H235V72H233L232 74H231V72H230V75H231V77H224L225 79H227L226 80V82H227V84H231L232 86H233V88L237 85V83H235V80H233L234 79ZM254 74H256V73H254ZM262 74V73H261ZM82 75V74H81ZM191 75V74H190ZM209 75V77H212V76H210ZM219 75H220V73L218 72L217 74H215V82H214V84H212V85H210V91H209V95L210 94H212V93H216V92H218V87H219ZM222 75V74H221ZM109 76H111V75H109ZM116 76H117V74H116ZM142 76V75H141ZM175 76V75H174ZM198 76V75H197ZM225 76H227L226 75V73H225ZM66 77V76H65ZM80 77V76H79ZM78 77V74H77V77H75L77 80H78V82L79 81H81V79ZM82 77V76H81ZM89 77V76H88ZM101 77V76H100ZM106 77H108V75L106 76ZM166 77V76H165ZM194 78H195V76H193ZM201 77V76H200ZM203 77H205V76H203ZM208 77V76H207ZM236 77H237V75H236ZM235 77V78H236ZM54 78V76L52 77V79ZM72 78H73V76H72ZM83 78V77H82ZM110 78V77H109ZM108 78V79H109ZM169 78V77H168ZM175 77H174V79H176ZM214 78V77H213ZM222 78V77H221ZM241 78V77H240ZM52 79H50V81H53ZM55 79V78H54ZM68 79V81L67 82H69L70 83V85H68L69 87L70 86H76V84L78 83H76V84H74L73 82H70V80H71V78H67ZM96 79H97V77H96ZM173 79V80H174ZM192 79V78H191ZM210 79V78H209ZM208 79V80H209ZM225 79H223V81L225 80ZM249 79V78H248ZM248 79H246V81H248ZM260 79V78H259ZM258 79V80H259ZM263 79V78H262ZM98 80V79H97ZM107 80V79H106ZM152 80V79H151ZM150 80V81H151ZM169 80V79H168ZM173 80H169V81H173ZM201 81H202V79H200ZM203 80H204V78H203ZM207 80V79H206ZM47 81H49V80H47L46 79V82ZM92 81H93V79H92ZM142 81V80H141ZM149 81V82H150ZM169 81H166L167 82V84H165V85H167V87H169L168 85H170V84H168V82ZM175 82H176V80H174ZM173 81V82H174ZM191 80H190V78H189V82H190ZM193 81H194V79H193ZM199 81V80H198ZM197 81V82H198ZM260 81V80H259ZM94 82H96V81H94ZM162 82V81H161ZM175 82L173 83V86L174 85H176L175 84ZM184 82V81H183ZM182 82V83H183ZM188 82V83H189ZM195 82H196V78H195ZM210 82V81H209ZM213 82V81H212ZM220 82H221V80H220ZM229 82V83H228ZM263 82V81H262ZM36 83V82H35ZM53 83V82H52ZM148 83V82H147ZM158 83V82H157ZM169 83H172V82H169ZM41 84V83H40ZM48 84V83H47ZM53 84H55V83H53ZM86 84V83H85ZM129 84V82L127 81V80H125V81H123V82H121L120 84H117V85H115V86H113V87H111V88H108V89H105V90H103V89H101V90H94V92L95 93H97V95H98V92H101L102 94H109L110 96H116V95H118L119 93L121 94V91L122 90H124L125 88H126V86ZM146 84V83H145ZM149 84V83H148ZM152 84H154V82L152 83ZM159 84V83H158ZM179 84V83H178ZM184 84V83H183ZM195 84V83H194ZM198 84L199 83H197V86H198ZM210 84V83H209ZM221 84H223L222 82H221ZM11 85V84H10ZM50 85V84H49ZM67 85V84H66ZM84 85V84H83ZM96 85V84H95ZM100 86H101V84H99ZM140 85V86H139ZM191 85V82H190V84H189V86ZM226 85V84H225ZM243 85V84H242ZM244 85H247V84H245V82H244ZM256 85H257V83H256ZM148 86H150V85H148ZM148 86H147V88H148ZM156 86V85H155ZM58 87V86H57ZM60 87V86H59ZM79 87V90L81 91V87L80 86H78ZM99 87V86H98ZM151 87V86H150ZM166 87V86H165ZM164 87V88H165ZM177 87V86H176ZM176 87H174L173 89H174V91L173 92H175V90H176ZM179 87V86H178ZM178 87H177V89H178ZM191 87V86H190ZM189 87V88H190ZM193 87V86H192ZM243 87V86H242ZM30 88H31V86H30ZM152 89L154 88V87H151ZM151 88H148V89H151ZM157 88V87H156ZM197 88V87H196ZM239 88V87H238ZM237 88V89H238ZM240 88H241V85H240ZM148 89H147V91H148ZM151 89V90H152ZM244 89V88H243ZM76 90V89H75ZM195 90H197V89H195L194 88V91L193 90H191V91H193V92H191V93H193L192 94V97H193V95L195 94V92H198V93H200L201 91H195ZM239 90V89H238ZM241 90V89H240ZM134 91H136V93H134ZM146 91V92H147ZM150 91V90H149ZM148 91V92H149ZM170 91V88L168 89V91L166 90V93H168ZM92 92V91H91ZM94 92H92V93H94ZM152 92V91H151ZM154 92V91H153ZM152 92V93H153ZM163 91H161V93H162ZM173 92H172V94H173ZM240 92V91H239ZM242 92V91H241ZM23 93V92H22ZM36 93V92H35ZM76 93V92H75ZM91 93V94H92ZM152 93H151V95H152ZM155 93V92H154ZM161 93H158V94H160L161 95ZM176 93V92H175ZM179 93V92H178ZM236 93H238V92H236ZM16 94V93H15ZM14 94V95H15ZM34 94V93H33ZM33 94H32V97H33ZM73 94V93H72ZM89 94V93H88ZM101 94V95H102ZM147 94V93H146ZM157 94V93H156ZM169 94V93H168ZM172 94H170V95H172ZM239 94V93H238ZM28 96L30 95V94H27ZM51 95H52V93H51ZM79 95H81V94H79ZM83 95V94H82ZM95 95V94H94ZM97 95H95V97L97 96ZM99 95H100V93H99ZM98 95V96H99ZM108 95V96H109ZM150 95V94H149ZM148 95V96H149ZM180 95V97L177 99V101H175V103H173V105H172V107H171V109H170V111L168 110L167 111V113L163 116L162 115V113H161V117H159V118H157V119H155L154 121L156 122V124H158L159 125V123L160 122H162L164 119H166L167 117V120H168V122H166V123H164V124H162L163 126H166V125H171V123L173 124V122L175 121H172L171 120V122L169 121V119H170V115L172 114V112H173V109H175V106L177 105L178 106V111L179 112H177V113H180V114H177L176 113V115H179V117H181L182 118V120H184L185 119V121H189V122H194L195 123V121L200 117V115H201V113L202 112H199V114H196L197 113V110L199 109L198 107H196V102L195 101H197L196 100V96H199V95H201V93L199 94V95H196L195 96V101L192 99V97L190 96V97H188V95L186 96L185 94H182V93H180L179 94ZM215 95V94H214ZM213 95V96H214ZM240 95H242V93L240 94ZM245 95V94H244ZM253 95V94H252ZM254 95H255V93H254ZM263 95H264V93H263ZM37 96V95H36ZM75 96H76V94H75ZM87 96V95H86ZM91 95H89V97H90ZM118 96H122V95H118ZM123 96H124V94H123ZM146 96V95H145ZM147 96V97H148ZM153 96H155V95H153ZM158 97H159V95H157ZM173 96V95H172ZM175 96H176V94H175ZM174 96V97H175ZM251 96V95H250ZM249 96V97H250ZM23 97H24V95H23ZM25 97H27V96H25ZM50 97H52V96H50ZM85 97V96H84ZM151 97V96H150ZM157 97V98H158ZM167 96H165V98H166ZM28 98V97H27ZM31 98V97H30ZM38 98V97H37ZM78 98H79V96H78ZM80 98H81V96H80ZM90 98H92V99H94L93 97H90ZM98 98V97H97ZM96 98V99H97ZM100 98V97H99ZM106 98H110V97H106ZM106 98H105V100H106ZM119 98V97H118ZM117 98V100L119 101V99ZM121 98V97H120ZM153 98V100H154V98H156V97H151V99ZM168 98L170 99L171 97H169L168 96ZM210 98V97H209ZM39 99V98H38ZM37 99V100H38ZM59 99V98H58ZM60 99H62V98H60ZM84 98H82V99H79V100H83ZM85 99H86V97H85ZM87 99L88 100H90L88 97H87ZM95 99V100H96ZM104 99V98H103ZM102 99V100H103ZM115 100H116V97L114 98ZM159 99H161V97L159 98ZM167 99V98H166ZM164 100V99H161V100H164V102H166L167 100V103H169L170 102V100L169 99H167V100ZM172 99H175V98H172ZM171 99V100H172ZM206 99H208V98H206ZM246 99V98H245ZM16 100V99H15ZM15 100H12V99H9V96H5V98H4V101H3V106H5L4 104H6V105H8V104H10L11 103V105H10V107H13L14 106V102L13 101H15ZM42 100V99H41ZM41 100H40V102H41ZM63 100H64V98H63ZM69 99H67V100H65V103H63L62 102V100H59V102L61 101L62 103H59L61 106H63L64 104H67ZM87 100V103L89 102ZM99 100V99H98ZM121 100V99H120ZM144 100H146V98L144 99ZM156 100V99H155ZM211 100V99H210ZM233 100V99H232ZM239 100V99H238ZM240 100H243V98L241 99L240 98ZM249 100V99H248ZM34 101V100H33ZM32 101V102H33ZM52 101V103H53V101H55V98H54V100L52 99L51 100ZM71 100H69V102H70ZM73 101V100H72ZM71 101V102H72ZM85 101V100H84ZM91 101V100H90ZM101 101V100H100ZM110 101H111V98H110ZM114 100L112 99V102H113ZM147 101V100H146ZM146 101H145V103H146ZM148 101H149V99H148ZM151 101V100H150ZM174 101V100H173ZM195 103H194V102ZM234 101H235V99H234ZM245 101V100H244ZM55 102H57V103H55ZM54 103V106L55 105H57L58 104V101H57V99H56V101H55ZM79 102L80 101H78V102H75V103H78L77 105H81V104H79ZM82 102V101H81ZM80 102V103H81ZM91 102H93V100L91 101ZM95 102V101H94ZM94 102H93V104H94ZM96 102H98V101H96ZM120 102V101H119ZM118 102V103H119ZM161 102V101H160ZM199 102V101H198ZM233 102V101H232ZM236 102H237V100H236ZM35 103V102H34ZM34 103H32L31 104V106L34 104ZM36 103H39L38 101L36 102ZM35 103V104H36ZM74 103V101L72 102V104H74L73 106H74V109H75V107H77V105ZM103 103H105V101L103 102ZM117 103V101L115 102L114 101V103L112 104V105H114V104H116ZM122 103V102H121ZM152 103H155V102H152ZM162 103V102H161ZM187 103V109H189V108H191V106H193V111L192 112H190V114H186L185 116H181V114H182V106L183 105H185ZM193 103H194V105H193ZM69 104V103H68ZM68 104L67 105H65L66 107L68 106ZM105 104H109L108 102H106ZM111 104V103H110ZM109 104V105H110ZM123 104V103H122ZM156 104V103H155ZM157 104H158V101H157ZM230 104V103H229ZM242 104V103H241ZM45 106H47V104H44ZM50 105H51V103H49V110L47 109V111H50L51 110V108H50ZM117 105V104H116ZM151 105V104H150ZM150 105H149V107H150ZM163 105V104H162ZM165 105V104H164ZM167 105V104H166ZM165 105V107H167ZM226 105V104H225ZM234 105H235V103H234ZM2 106V107H3ZM30 106V107H31ZM43 106V105H42ZM52 106V105H51ZM59 106V105H58ZM60 106V107H61ZM102 106V105H101ZM100 106V107H101ZM106 106V105H105ZM104 106V107H105ZM158 106L160 107V104H158ZM176 106V107H177ZM228 105H226V107H227ZM235 106H237V105H235ZM38 107V106H37ZM36 107V108H37ZM41 107V106H40ZM39 107V108H40ZM48 107V106H47ZM55 107H57V106H55ZM70 107H71V105H70ZM83 108H84V106H82ZM81 107V108H82ZM110 108L111 107H116V106H109ZM108 107V108H109ZM156 107H157V105H156ZM225 107V106H224ZM239 107V106H238ZM241 107V106H240ZM246 107H247V105H246ZM42 108H45V107H42ZM62 108H64V107H62ZM72 108V107H71ZM80 108V107H79ZM102 108V107H101ZM106 108H107V106H106ZM105 108V109H106ZM107 108V109H108ZM109 108V109H110ZM163 108H164V106H163ZM201 108V107H200ZM204 109H205V106L203 107ZM232 108H233V106H232ZM1 109V108H0ZM27 109H29V108H27ZM34 109L35 108H32V110L34 111ZM66 109V108H65ZM73 109V108H72ZM71 109V110H72ZM73 109V110H74ZM77 109V108H76ZM75 109V110H76ZM98 109H99V107H98ZM105 109H104V114H101L102 116H103V121H105V120H109L110 118H112V117H110V116H112V115H110V116H108L107 114H109L107 111H109V109L106 111L107 112V114H106V112H105ZM116 109V108H115ZM144 109V110H143ZM207 109H209V108H207ZM240 109H242V107L240 108ZM240 109H231L230 108V110L228 109L223 115H222V113H221V116L219 117V115H220V113H219V111H218V113H215V115H214V117H215V119L213 120V121H208V120H210V118H209V116H208V120H206V118H204L203 120L204 121H207L206 122V124L203 126V130L205 129V130H209V128L211 129V130H214L213 131V133L214 132H216L217 134V136H219V134H220V136H221V139H222V142H221V145H222V147H221V145H219L221 148H222V151H223V149H225L226 150V148L228 147L227 145L229 144V143H231L235 138H233V136H235V134H236V132L237 131H240V127H239V125H241L242 123H241V117H242V114L244 113H241L242 111L240 110ZM26 110V109H25ZM39 110V109H38ZM37 110V111H38ZM43 109H41V111H38L39 112V115H38V118H40L39 116H43L42 115V112H44L43 114L45 115L47 112L45 111V109H44V111H42ZM66 110H68V108L66 109ZM65 110V111H66ZM70 110V109H69ZM69 110H68V112H69ZM72 110V111H73ZM82 110H85V109H82ZM81 110V111H82ZM100 110V109H99ZM112 110V109H111ZM154 110H155V107H154ZM153 110V111H154ZM219 110V109H218ZM31 113H29V114H31V115H34V114H32V111L31 110H29ZM57 111H58V109H57ZM57 111L56 112H53V115H54V113H56V114H59V113H57ZM77 111H79L78 109H77ZM152 111V110H151ZM159 111H161V110H159ZM241 111V112H240ZM244 111V110H243ZM246 111H247V109H246ZM23 112H25V111H23ZM38 112H36V113H38ZM41 112V113H40ZM46 112V113H45ZM59 112H60V110H59ZM68 112H66V113H68ZM86 112H90V111H86ZM138 112V117H137V125H135V132H134V134L132 135V132H131V129L130 128H128L129 127V125H128V123L127 122H125V120L127 119V118H129L130 117V115H132L133 113H137ZM144 112V113H143ZM165 112V111H164ZM250 112V111H249ZM20 113H22V112H20ZM50 113V112H49ZM61 113V112H60ZM65 113V112H64ZM64 113H61V114H64ZM74 112H72V114H73ZM75 113H77L76 111H75ZM80 113V112H79ZM85 113V112H84ZM115 113V112H114ZM160 113V112H159ZM248 113V111L244 114V115H246ZM41 114V115H40ZM56 114L54 115V117H56ZM78 114V113H77ZM82 114V112L80 113V116H79V120L81 119L80 117L82 116L81 115ZM92 114L94 115L95 114V112H92ZM105 114L108 116V118H107V116H105ZM113 114V113H112ZM249 114V113H248ZM36 115V114H35ZM66 115V114H65ZM86 115H87V113H86ZM101 115H99V116H101ZM114 115V114H113ZM150 115V114H149ZM156 115V114H155ZM158 115V114H157ZM11 116V115H10ZM14 116H16V114L14 115ZM20 116V115H19ZM18 116V117H19ZM30 116V115H29ZM46 116V115H45ZM49 116V118L48 119H50V115H48ZM58 116V115H57ZM61 116V115H60ZM62 116H64V115H62ZM61 116V117H62ZM69 116H71V114H70V112H69ZM69 116H65V117H63V118H68ZM77 117H78V115H76ZM75 116V117H76ZM88 116V115H87ZM213 116V115H212ZM247 116H249V115H247ZM246 116V117H247ZM17 117V118H18ZM23 117V116H22ZM21 117V118H22ZM36 117V116H35ZM60 117V118H61ZM76 117V118H77ZM107 119H106V118ZM110 117V118H109ZM244 117V116H243ZM245 117V118H246ZM12 118H13V115H12ZM38 118H35V119H38ZM52 118V117H51ZM57 118V117H56ZM147 118V117H146ZM227 118H228V120H227ZM229 118H230V121H229ZM10 119V118H9ZM15 119H16V117H15ZM14 119V120H15ZM25 119V118H24ZM43 119H44V116H43V118H42V120H41V124H42V122H44L43 121ZM47 119V120H48ZM62 119V118H61ZM70 120H71V118H69ZM150 119V118H149ZM153 119V118H152ZM175 119V118H174ZM253 119V118H252ZM26 121H24L25 123H27V119H25ZM40 120V119H39ZM46 120V119H45ZM63 120H65V119H63ZM78 120V118H77V121H79ZM107 120V121H108ZM212 120V119H211ZM229 121V122H227V121ZM10 121V120H9ZM12 121V120H11ZM36 121V120H35ZM38 121V120H37ZM36 121V123H38ZM50 121H51V119H50ZM56 121V120H55ZM54 120H53V122H50L51 124L53 123L54 124V122H55ZM61 120H58V122L61 124V122H60ZM66 121H68L69 122V120H66ZM75 121H76V119H75ZM95 122H98V119H97V121L96 120H94ZM103 121L101 122V123H99L100 125H102V127H103V125H104V123H103ZM107 121H106V123H107ZM146 121H148V118H147V120ZM253 121V120H252ZM8 122V121H7ZM13 122V121H12ZM11 122V123H12ZM29 122V121H28ZM31 122H33V121H31ZM48 122H49V120H48ZM91 122V121H90ZM95 122H92L91 124H93L94 125V123ZM177 122V121H176ZM200 122H202L203 123V121H200ZM5 123V122H4ZM3 123V124H4ZM25 123H23V124H25ZM36 123H34L35 125H36ZM47 123V122H46ZM49 123V124H50ZM67 123V122H66ZM65 123V124H66ZM105 123V124H106ZM147 123V122H146ZM205 123V122H204ZM9 124V123H8ZM22 124V125H23ZM27 124H31L30 122L29 123H27ZM48 123H47V125L46 124H42V125H44V128H46L45 126H48L49 125ZM52 124V125H53ZM56 124H58V123H56ZM55 124V125H56ZM98 124V125H99ZM155 124V123H154ZM176 124V123H175ZM233 124H235L234 126H233ZM245 123H243L242 125H244ZM4 125H6L7 126V124H4ZM22 125H21V127H22ZM33 125V123L31 124V126ZM55 125H53V126H55ZM110 125V124H109ZM256 125V124H255ZM5 126V127H6ZM26 126L27 125H25V128H26ZM30 126V127H31ZM34 126V125H33ZM38 126H40L39 124H38ZM50 126V125H49ZM48 126V127H49ZM106 125H104V127H105ZM196 126V125H195ZM10 127H11V125H10ZM21 127H19V128H21ZM29 126H27V128H28ZM35 127V126H34ZM43 127V126H42ZM202 127V126H201ZM252 127V126H251ZM1 128H4V126H1ZM8 128V127H7ZM32 128V127H31ZM31 128H28V130L29 131H32V130H30ZM38 128H41V126L40 127H38ZM99 128H100V126H99ZM107 128H108V125H107ZM166 128H168V127H166ZM199 128V127H198ZM255 128V127H254ZM253 128V129H254ZM33 129V128H32ZM37 129V128H36ZM101 129V128H100ZM201 129V128H200ZM2 130H7V129H2ZM26 130V129H25ZM34 130V129H33ZM162 130V129H161ZM164 130V129H163ZM175 130H177V128L175 129ZM197 130V129H196ZM199 130V129H198ZM202 130V129H201ZM1 131V130H0ZM5 131H3V134L5 133ZM17 131V129L15 130V131H8V132H10V133H15ZM28 131V132H29ZM63 131V130H62ZM61 131V132H62ZM84 131H85V127H83L82 128V126L81 125H77V126H75L74 128H70V129H68L63 135H65L66 136V138H64V139H66V141H65V143H64V145L62 144V148L61 149H59V151H57V153H55L53 156L52 155H50L51 157H49V158H45V156H44V154L43 153H41V152H39V150H38V148H36V147H33V148H29L28 150H26L25 151V153H26V157H25V159H27L28 161H26V162H28V164L29 165H31L30 164V162H31V160L33 161V160H36L37 158L38 159H40V158H45V159H48V161L50 162V164H51V168L52 169H54V170H57L58 168H59V166H61L64 162H66V161H68L69 159H68V157L70 156V153H71V151H72V149H74V147H75V145H76V143H77V140H78V138L84 133ZM102 131L103 132H105V130H103V128H102ZM174 131V130H173ZM2 132V131H1ZM7 132V131H6ZM27 132V133H28ZM58 132V131H57ZM195 132V131H194ZM193 132V133H194ZM198 131H196L195 133H197ZM203 132L204 131H202V134H203ZM209 132V131H208ZM220 132V133H219ZM17 133V132H16ZM15 133V134H16ZM26 133V132H25ZM192 133V134H193ZM199 133V132H198ZM197 133V134H198ZM204 133H206V132H204ZM3 134L1 135V133H0V137L2 138V136H3ZM14 134V135H15ZM191 134V133H190ZM208 134V133H207ZM8 135H9V133H8ZM7 135V136H8ZM152 135V136H153ZM199 135H201L200 133H199ZM199 135H196V136H198V138H197V146H195L196 148L194 149V148H192V149H194V150H192V155L193 156H195L194 154H197V153H201V155H202V157H203V155H204V157H208V156H211V155H216L217 156V158L216 159H214L213 160V162H209V160L208 159H205L204 157V159L201 161V162H199L197 165L199 166V170H198V172L200 171L201 172V170L202 169H204L205 167H207V165L209 164L211 167H213V169H214V167H217L218 166V164H220L219 166H221V164H222V166H224V165H226V164H224L223 165V163H219V162H222V161H219L218 162V158H219V150H218V147H211V148H209L210 146H208V148H207V150L205 149V151H201V147H205V145H207V144H205L206 142L205 141H202V140H200V142L198 141V139H199ZM205 134H203V136H204ZM12 136V135H11ZM10 136V137H11ZM60 136V135H59ZM189 136V135H188ZM206 136V135H205ZM216 136V137H217ZM61 137H62V135H61ZM5 138V137H4ZM7 138H9V137H7ZM13 138H14V136H13ZM99 138H103V137H99ZM237 138V137H236ZM6 139V138H5ZM53 139H55V138H53ZM58 139H60V138H58ZM93 139V138H92ZM216 139V138H215ZM2 140V139H1ZM101 140V139H100ZM205 140H206V138H205ZM236 140V139H235ZM256 140V139H255ZM217 141H219V139H218V137H217ZM0 142H2V141H0ZM23 142V141H22ZM27 142V141H26ZM56 142V141H55ZM59 142V141H58ZM92 142V141H91ZM205 142V143H204ZM208 142V141H207ZM210 142H211V140H210ZM214 142H215V140H214ZM4 143V142H3ZM57 143V142H56ZM154 143V142H153ZM223 143V144H222ZM232 143H234V142H232ZM258 143H260V140H258V142H257V144ZM27 144V143H26ZM89 144L91 145V143L89 142ZM157 144V143H156ZM202 144V145H201ZM204 144V145H203ZM209 144V143H208ZM89 145V146H90ZM101 145V146H100ZM211 146H212V144H210ZM232 145V144H231ZM230 145V146H231ZM251 145V144H250ZM89 146L87 147V148H89ZM97 146V147H98ZM214 146V145H213ZM80 147V146H79ZM85 147V146H84ZM102 147H103V150H102ZM207 147V146H206ZM82 148V147H81ZM239 148V147H238ZM246 148H248V147H246ZM15 149H18V148H15ZM79 149V148H78ZM83 149V148H82ZM199 151H198V150ZM239 150V149H238ZM92 151V149H89V150H86V152L84 153V152H80V153H83L85 156L86 155H88L89 154V152H91ZM95 151V150H94ZM97 151V150H96ZM169 151L171 152L172 151V154H173V157L171 158V159H169V160H167V162H162L163 161V153H166V152H168L169 153ZM228 151V150H227ZM240 151V150H239ZM251 151V150H250ZM17 152H19L18 150H15V154H17ZM99 152V151H98ZM235 151H233V150H230L229 149V151H228V153H229V155L231 156V157H233V153H234ZM122 153H124L123 155H120V154H122ZM90 154H92V153H90ZM238 154V153H237ZM79 155V154H78ZM118 155H120L121 157L120 158H117L116 160H113L112 162H111V160H112V158L115 156H118ZM81 156H82V154H81ZM80 156V157H81ZM90 156V155H89ZM145 156H146V158H145ZM192 156V157H193ZM224 156H226V155H224ZM229 156V157H230ZM248 156V155H247ZM261 156V155H260ZM74 157V156H73ZM191 157V156H190ZM213 156H211V158H212ZM215 157V156H214ZM231 157H230V159H231ZM144 158V159H143ZM99 159H97V160H99ZM193 159H195L194 157H193ZM210 159V158H209ZM223 159V158H222ZM229 159V158H228ZM240 159V158H239ZM259 159V158H258ZM99 160V161H100ZM141 160V161H140ZM232 160H233V158H232ZM140 161V162H139ZM224 161V160H223ZM238 161V160H237ZM15 162H10L9 164H7L6 166H5V169L7 170V171H9V172H14L15 170L13 169L14 168V166L16 165V164H14ZM81 163V162H80ZM91 163V161L89 160V161H87V163L86 164H90ZM93 163H96V162H93ZM118 163V164H119ZM196 163V162H195ZM232 163V162H231ZM117 164V165H118ZM139 164V165H140ZM145 164V163H144ZM143 164V165H144ZM31 166H34V165H31ZM119 166V165H118ZM117 166V167H118ZM198 166H197V168L195 167V172L197 171V169H198ZM228 167H230V165H228L226 168H228ZM63 168V167H62ZM94 168V166L92 167V169ZM109 168V169H110ZM116 168V167H115ZM236 168V167H235ZM64 169V168H63ZM66 169V168H65ZM85 169V168H84ZM91 169V168H90ZM89 169V170H90ZM139 169V171H140V169H142V167L141 168H138ZM211 168H209V170H210ZM218 169H222L223 170V168H218ZM88 169H87V171H89ZM103 169L101 168L100 170H99V173L102 171ZM115 170V169H114ZM208 170V171H209ZM66 170H64V172H65ZM86 171V172H87ZM95 171V170H94ZM146 171V172H145ZM159 171V172H158ZM214 171H216L215 169H214ZM213 171V172H214ZM17 172H23V171H17ZM17 172H15L14 174H16ZM59 172V171H58ZM83 172V171H82ZM81 172V173H82ZM89 172H93V171H89ZM107 172V171H106ZM141 172V171H140ZM140 172H138L139 174H140ZM157 172L159 173V176L160 177H158V175H157ZM57 173V172H56ZM109 173V172H108ZM153 173V174H152ZM209 173H211V172H209ZM209 173H207V174H209ZM216 173V172H215ZM26 174L28 175V179L30 178L32 181H31V184H30V186H29V188H28V191H27V193H29L28 195L30 196H36V195H38V194H40L42 191H44L46 188H48V186H50V185H48V183H46V179H47V177H48V175H49V173H47V174H40V173H38V172H26ZM62 174V173H61ZM74 174V173H73ZM118 174V173H117ZM138 174V175H139ZM69 175V174H68ZM105 175H106V173H105ZM150 175V176H149ZM202 175V174H201ZM213 175H214V173H213ZM216 175V174H215ZM218 175V174H217ZM221 175H223V174H221ZM33 176H35L36 178V180L34 181V178H33ZM53 176V175H52ZM55 176V175H54ZM107 176H110L109 174L107 175ZM141 176V175H140ZM186 176V175H185ZM76 177V176H75ZM75 177L74 178H72V177H67L66 179H68L69 180V182H70V178H72L73 179V182H71L73 185H71V190H73V191H75V190H77L81 185H83V184H85L86 183V185H85V189L83 190V191H81L77 196H76V198H78V200H82V199H84L85 197H89L90 196V194H92L94 191H93V187H95V189L98 191V189L100 188V186H101V184H102V180L104 179L103 178V176H101V177H98V178H96V179H93V180H91V179H89L88 181L87 180H85V179H83V180H77V179H75ZM105 177V176H104ZM112 176H110L109 178H111ZM126 177V176H125ZM187 177H190L189 175L187 176ZM13 178V177H12ZM54 178V177H53ZM113 178V177H112ZM131 178H132V176H129L128 177V182H123L124 180H122V176L120 177V179L118 180L119 182H118V184H117V191L118 192H123V190H126V188L127 187H129V184H130V182H132V180H131ZM141 179H143L142 178V176L140 177ZM209 178V177H208ZM65 179V180H66ZM126 179V178H125ZM140 179V180H141ZM179 179H180V177H179ZM179 179H178V181H179ZM211 179V178H210ZM49 180V179H48ZM107 180H109L108 178H107ZM18 180H16V182H17ZM67 181V180H66ZM83 181V182H82ZM87 181V182H86ZM214 181V180H213ZM12 182V181H11ZM10 182V183H11ZM16 182H14L13 181V183H11V184H14V183H16ZM21 182V181H20ZM85 182V183H84ZM123 182V183H122ZM107 183V182H106ZM176 184H178L177 183V181L175 182ZM144 184V183H143ZM214 184V183H213ZM136 185V184H135ZM175 185V184H174ZM181 185H183V183L181 184ZM209 185V184H208ZM152 186V185H151ZM189 186V185H188ZM198 186H199V184H198ZM205 186V185H204ZM207 186V185H206ZM205 186V187H206ZM62 187H64V186H62ZM62 187H60L59 189H56V190H54V191H52L50 194H48V196L46 197V199H45V203H47V202H51L50 204L49 203H47V204H45V203H43L39 208H37V211L35 212V214L33 215V216H31L30 218H27L26 216L24 217L25 219H26V222H23L21 225H19V226H16V224L14 223V220H13V218H11L10 220H6V221H4V222H2V224H0V225H3L4 226V224H9V225H11V226H9L10 228L8 229V231H5V230H2V229H0V237H4V238H6L7 239V243H8V247H12L13 245H14V243H16V240H18V239H22V238H24V237H26L27 235H29L32 231H33V226H34V224L36 223V221L39 219V218H42V217H45L44 219H43V221H42V228H43V230L47 227V224H49V223H51V218L49 217V215H59L60 214V211L61 210H57L56 208H53L52 207V205L54 204H52V202L55 200V198H56V194L57 193H60V191H61V189H62ZM102 187V186H101ZM200 187V186H199ZM198 187V188H199ZM36 188H38L37 190H36ZM103 188V187H102ZM181 188V187H180ZM211 188V187H210ZM222 188V187H221ZM116 189V188H115ZM131 189V188H130ZM129 189V190H130ZM133 189V188H132ZM148 189V188H147ZM146 189V190H147ZM173 189H174V187H173ZM81 190V189H80ZM95 190V191H96ZM102 190V189H101ZM134 190V189H133ZM136 190V189H135ZM135 190H134V192H135ZM69 191V190H68ZM73 191H72V194L75 196V194L73 193ZM104 191H105V188H104ZM180 191V190H179ZM2 192H4L3 194H1V196H4L6 193H12V194H16V192L14 193V191H11L10 190V192L9 191H7V192H5L4 190H2ZM98 192H100V191H98ZM105 192H107V191H105ZM103 193V195H107L108 196V194L109 193ZM112 192H113V190H112ZM133 192V193H134ZM138 193H139V191H137ZM137 192H135V193H137ZM203 192V191H202ZM101 193V192H100ZM148 193V192H147ZM204 193V192H203ZM99 195V194H98ZM138 195V194H137ZM141 195V194H140ZM139 195V196H140ZM0 196V197H1ZM143 196V195H142ZM145 196H146V194H145ZM147 196H148V194H147ZM146 196V197H147ZM202 196V195H201ZM60 197H64V196H60ZM65 197H67V196H65ZM92 197V196H91ZM109 197V196H108ZM107 197V198H108ZM135 197H138V196H136V194H135ZM181 197V196H180ZM67 199V198H66ZM87 199H89V198H87ZM86 199V200H87ZM133 199H134V197H133ZM149 199V198H148ZM156 199V198H155ZM155 199L153 200V201H155ZM135 200H139V199H135ZM217 200H218V198H217ZM142 201H144V200H142ZM180 201V200H179ZM79 202V201H78ZM86 202V201H85ZM105 202H106V200H105ZM104 202V204H106ZM145 202V201H144ZM143 202V203H144ZM151 202V201H150ZM149 202V203H150ZM170 202V201H169ZM1 203H3V202H0V204ZM11 203L13 204V205H18V200L15 198V197H13L12 198V200H11ZM60 203H61V201H60ZM148 203V202H147ZM153 202H151V204H152ZM166 203V202H165ZM218 203H220V199H219V202ZM52 204V205H51ZM96 205H98L97 203H95ZM168 204V203H167ZM217 204V203H216ZM65 205V204H64ZM96 205H95V207H96ZM149 205V204H148ZM120 206H121V204H120ZM120 206H117V208L119 207V209H121V211H123L122 210V207L120 208ZM186 206V205H185ZM187 206H188V204H187ZM216 206V205H215ZM64 207V206H63ZM62 207V208H63ZM125 207H128V206H124L123 208H125ZM162 207V206H161ZM165 207V206H164ZM94 208V206L92 207V209ZM99 208V207H98ZM106 208H108L107 206H106ZM116 208V209H117ZM143 208V207H142ZM247 208V207H246ZM40 209V210H39ZM115 209V207H114V209H112V210H116ZM118 209V210H119ZM127 209H130L129 207L127 208ZM132 209H133V207H132ZM144 209V208H143ZM168 209V208H167ZM182 209H183V207H182ZM222 209H223V212H224V206L222 207ZM221 209V210H222ZM103 210H105V208L103 209ZM108 210V209H107ZM136 210L138 211V209L136 208ZM141 210V209H140ZM145 210H146V208H145ZM160 210V209H159ZM71 211H74V208L73 207H66V208H64L63 209V212H61V213H63V214H65V213H68V212H71ZM100 210H98V212H99ZM133 211V210H132ZM136 211V212H137ZM144 211V210H143ZM142 211V212H143ZM79 212H80V210H79ZM129 212H131V210L129 211ZM128 212V214L129 215H127V217L129 218V219H131L130 218V213ZM135 212V211H134ZM132 213V217H133V214H137V213ZM141 212V213H142ZM158 212H160V211H158ZM127 213V212H126ZM253 213V212H252ZM124 214V213H123ZM141 215V214H140ZM41 216V217H40ZM141 216H143V215H141ZM20 217V216H19ZM22 217V216H21ZM29 217V216H28ZM137 217V216H136ZM139 217V216H138ZM115 218V217H114ZM134 218V217H133ZM221 218V217H220ZM126 219V218H125ZM53 220V219H52ZM63 220H65V219H63ZM127 220V222H128V219H126ZM134 220V219H133ZM140 220V219H139ZM184 220V219H183ZM55 221V220H54ZM70 221V218H68L67 219V222H69ZM115 221H117V219L115 220ZM118 221H121V220H118ZM117 221V222H118ZM124 222H125V220H123ZM136 221V220H135ZM124 222H122L121 221V224L123 223L124 224ZM134 222V221H133ZM126 223V222H125ZM136 223V222H135ZM55 224V223H54ZM74 224V223H73ZM110 224H114L113 222L112 223H110ZM129 224H132V222L130 221V223H128V225ZM59 225V224H58ZM72 227H73V225H72ZM117 228V227H116ZM126 227H124V229H125ZM47 229V228H46ZM42 230V231H43ZM113 230V229H112ZM169 231V230H168ZM165 232V231H164ZM189 232H190V230H189ZM188 233V232H187ZM41 234H43V233H41ZM45 236V235H44ZM116 236H118V235H116ZM109 237V236H108ZM181 237V236H180ZM157 239V238H156ZM188 239V238H187ZM255 239V238H254ZM162 240V239H161ZM165 240V239H164ZM173 240V239H172ZM165 241H167V238H166V240ZM164 241V242H165ZM169 241V240H168ZM121 242H123V241H121ZM38 243H40V240L39 239H37V240H35L34 242H32L31 244H28V245H26L25 247H22L18 252V254H17V256H16V258H23V257H27V258H25V260H24V264H27L28 263V261L31 259V251H32V247H34V245H36V244H38ZM162 244H163V242H162ZM253 244V243H252ZM167 245H168V243H167ZM7 247V248H8ZM197 247V246H196ZM136 249V248H135ZM151 250V249H150ZM132 256V255H131ZM148 257V256H147ZM85 259V258H84ZM86 260V259H85ZM87 261V260H86ZM249 261V260H248ZM15 264V263H14ZM142 264V263H141ZM251 264V263H250Z\"/></svg>", "mask_w": 264, "mask_h": 264}]
</instances>
